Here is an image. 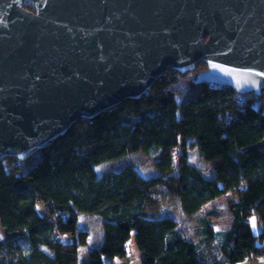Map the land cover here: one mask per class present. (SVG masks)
Listing matches in <instances>:
<instances>
[{"label": "trees", "instance_id": "1", "mask_svg": "<svg viewBox=\"0 0 264 264\" xmlns=\"http://www.w3.org/2000/svg\"><path fill=\"white\" fill-rule=\"evenodd\" d=\"M205 68L198 61L185 73L168 69L147 93L76 119L38 149L31 166L23 168L14 157L8 169L2 159L0 227L9 236L0 241V264H78L80 247L92 237L82 221L87 215L100 220L102 239L100 234L88 248L85 264L126 258L131 235L141 264H237L263 256L264 111L255 104L264 100V89L239 94L196 83ZM193 86L197 94L178 102ZM188 142L200 163L190 160ZM137 154L153 157V173L144 176L136 159L99 169L107 160ZM157 186L176 197L187 215L230 193L228 227L215 229L200 217L191 238L173 216L145 215ZM253 216L263 227L258 233Z\"/></svg>", "mask_w": 264, "mask_h": 264}, {"label": "water", "instance_id": "2", "mask_svg": "<svg viewBox=\"0 0 264 264\" xmlns=\"http://www.w3.org/2000/svg\"><path fill=\"white\" fill-rule=\"evenodd\" d=\"M264 89V0H0V161L24 159L168 69Z\"/></svg>", "mask_w": 264, "mask_h": 264}, {"label": "rangeland", "instance_id": "3", "mask_svg": "<svg viewBox=\"0 0 264 264\" xmlns=\"http://www.w3.org/2000/svg\"><path fill=\"white\" fill-rule=\"evenodd\" d=\"M198 90H199L198 86H193L189 88V90H187L178 99V102L182 103L189 100L190 98L194 97L197 94ZM255 106L261 107V109L264 111V100L257 102ZM187 146H188V153L190 160L194 163H200V157L198 156L194 146L191 145L189 142L187 143ZM91 149H93V147H87L84 150L87 151ZM39 157H40V152L37 149L31 154H29L27 157L19 161H21L23 168H26L28 166L33 165L39 159ZM173 158H174L173 162L174 164H176L177 155L174 156ZM129 159L137 160V162L139 163L138 165L142 169L143 171L142 174H144V176H147L148 174L153 173L155 171L153 167V157L148 156L146 154L145 155L137 154L136 156H132L131 158L127 156L126 158L119 160H107L103 162L104 165L99 166V169H102L103 166L110 167L112 166L111 164H114L115 166H124L129 163ZM3 161L8 169H12L13 166L16 164L14 157H5L3 158ZM202 161L204 162V160ZM141 169L139 170L141 171ZM231 198L232 195L230 193L223 194L217 197L216 199L204 204L199 213L187 215L181 212L176 197H174L170 192H168L163 187L157 186L152 191V196L150 200L145 204L143 213L147 216H161L165 214L171 215L178 221L181 230L184 231V233H186L189 237L194 238L197 235L196 230L199 226L200 217L207 218L209 221L213 223L214 227L217 229H224L229 225L230 213L228 210V201ZM38 208H41V206L39 205ZM257 219L258 218H256V216H253L250 219L252 230L255 233H258L263 229L262 225L258 224ZM82 221L89 226L92 237L90 235L87 244L80 247L78 264H85L87 262L88 248L95 244L96 239L100 236V234L102 239L101 224H100V220L97 217L92 215L83 216ZM127 249H128L127 257L116 258L112 264H141V259H142L141 253L135 245L133 235H131L127 243ZM245 263L250 264L248 260H245L244 262L242 261L239 262V264H245Z\"/></svg>", "mask_w": 264, "mask_h": 264}, {"label": "crops", "instance_id": "4", "mask_svg": "<svg viewBox=\"0 0 264 264\" xmlns=\"http://www.w3.org/2000/svg\"><path fill=\"white\" fill-rule=\"evenodd\" d=\"M216 199V198H215ZM214 200V199H213ZM210 201H212V200H210ZM208 203V202H207ZM201 211V209L198 211V212H196V213H199ZM195 213V214H196ZM211 222V221H210ZM258 222V221H257ZM212 223V222H211ZM213 224V223H212ZM258 224H260L259 222H258ZM214 226V225H213ZM228 227V226H227ZM227 227H225V228H227ZM224 228V229H225ZM215 229H217V228H215ZM219 230H221V229H219ZM9 236V234L2 228V227H0V241H2V240H4V239H6L7 237ZM246 260H248L249 262H250V264H264V255L263 256H258V257H255V258H251V259H246ZM245 261V260H244ZM244 261H242V262H244ZM237 264H239V263H237ZM245 264H247V263H245Z\"/></svg>", "mask_w": 264, "mask_h": 264}]
</instances>
